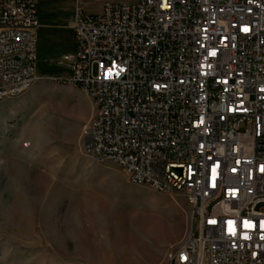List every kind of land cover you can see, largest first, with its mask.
Instances as JSON below:
<instances>
[{"label": "built area", "instance_id": "2783aa9c", "mask_svg": "<svg viewBox=\"0 0 264 264\" xmlns=\"http://www.w3.org/2000/svg\"><path fill=\"white\" fill-rule=\"evenodd\" d=\"M42 2L0 0V104L37 79ZM72 30L55 64L94 105L85 153L192 206L167 264H264V0H77Z\"/></svg>", "mask_w": 264, "mask_h": 264}, {"label": "rangeland", "instance_id": "374dc122", "mask_svg": "<svg viewBox=\"0 0 264 264\" xmlns=\"http://www.w3.org/2000/svg\"><path fill=\"white\" fill-rule=\"evenodd\" d=\"M80 1L84 13L100 14L138 0ZM76 2H42L37 79L0 104V264H121L109 234L122 216L151 245L132 264H167L194 231L192 206L181 193L135 185L116 164L85 153L94 105L55 64L71 49Z\"/></svg>", "mask_w": 264, "mask_h": 264}, {"label": "bare ground", "instance_id": "6f19581e", "mask_svg": "<svg viewBox=\"0 0 264 264\" xmlns=\"http://www.w3.org/2000/svg\"><path fill=\"white\" fill-rule=\"evenodd\" d=\"M112 227H114V224H112ZM115 228L116 230L114 229V231L113 229L110 230L109 237L115 240L116 246L113 248V251L121 264H132L138 259L149 256L151 245L145 242L140 231H134L133 225L128 221L126 216H122L120 220L115 222ZM116 233L122 236L126 235L127 239L118 241Z\"/></svg>", "mask_w": 264, "mask_h": 264}, {"label": "snow or ice", "instance_id": "6c2138e0", "mask_svg": "<svg viewBox=\"0 0 264 264\" xmlns=\"http://www.w3.org/2000/svg\"><path fill=\"white\" fill-rule=\"evenodd\" d=\"M244 30L247 31V29H244ZM101 67H103V65H102ZM113 67H115V62H113ZM110 71H111V70H110ZM120 71H124V69L121 68ZM119 74H120L119 72H116V73H115L116 76H119ZM157 87H159V86H157ZM262 170H264V169H262ZM245 226H246V227H253V225L249 224L247 221L245 222ZM244 238H245V239H248L247 236H245ZM262 239H264V237H262Z\"/></svg>", "mask_w": 264, "mask_h": 264}, {"label": "crops", "instance_id": "0c3cea01", "mask_svg": "<svg viewBox=\"0 0 264 264\" xmlns=\"http://www.w3.org/2000/svg\"><path fill=\"white\" fill-rule=\"evenodd\" d=\"M44 1V0H43ZM74 17V16H73ZM39 19H40V14H39ZM73 19V18H72ZM72 23H73V20H72ZM71 29H72V24H70V26H69ZM42 28V26H41V24H40V28H39V30ZM73 31V30H72ZM38 33H39V31H38ZM73 44H74V34H73V42H72V46H71V49H70V51L69 52H71L72 50H73Z\"/></svg>", "mask_w": 264, "mask_h": 264}]
</instances>
